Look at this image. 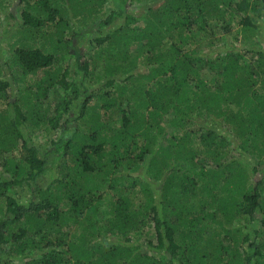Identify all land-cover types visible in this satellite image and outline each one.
<instances>
[{"label":"trees","instance_id":"1","mask_svg":"<svg viewBox=\"0 0 264 264\" xmlns=\"http://www.w3.org/2000/svg\"><path fill=\"white\" fill-rule=\"evenodd\" d=\"M145 1L9 13L0 264H264V0Z\"/></svg>","mask_w":264,"mask_h":264},{"label":"rangeland","instance_id":"2","mask_svg":"<svg viewBox=\"0 0 264 264\" xmlns=\"http://www.w3.org/2000/svg\"><path fill=\"white\" fill-rule=\"evenodd\" d=\"M97 1V2H96ZM100 1L102 2L103 0H94V2L92 3V5L94 7H96V9L99 7V4H100ZM154 1L156 0H150V1H145L143 3H141L142 5H136V6H132V10L136 13V17H137V24L139 23V25H142L145 21V17H144V10L145 8L148 6V5H151L154 3ZM17 2L18 0H11L10 3H9V7H7L5 10L4 9H0V23H3L1 26H0V31L1 33L3 34V37H4V42H3V46H4V55L2 57H4V60H9L11 56L10 54V48H9V45L12 43L14 44V42H16L17 40V32H16V21L15 20H19V18H16L15 20L12 18H8L9 16V13L12 12V13H15V15L17 14L16 11L19 9V7H17ZM102 6V5H101ZM108 6H106V12L108 10ZM102 8V7H101ZM104 9V8H103ZM80 13V15H78L81 19V21L83 22V24H79L78 22V25L79 27H81V31L84 32L86 31V27H84V24H88L90 22H93L94 21V18L93 19H89L87 18L86 15H82L83 12L82 11H75V13H72L73 15H76L77 16V13ZM99 13V12H98ZM97 14H94L95 16H100L101 18H104V13H99V15ZM107 15V14H106ZM18 17H20L18 15ZM78 18H73L74 21H76ZM97 20V19H96ZM129 22H131L130 18L127 19V23L129 24ZM122 23V19H119L117 24H121ZM134 28H137V27H134ZM110 29V26H108L107 28L103 29V32L106 33L108 32V30ZM139 29V28H137ZM141 30V28H140ZM89 33H92L94 35H97V30H93L90 31ZM17 35V36H16ZM88 35H85V37H78L76 39V44L75 45H72V48L74 47H77L81 50H83L85 44L87 43L88 41ZM69 57V56H68ZM75 58H73V64H76L74 62ZM10 66L12 70H14V73H15V76L12 74V71L6 69V72H5V77H4V80L6 81H10L11 83V87L14 89L15 87H17V85L19 84L18 81H16V79H18V75L21 74V72L18 70L17 68V64H14V60L11 58L10 60ZM66 64V63H65ZM127 65V64H125ZM135 63L133 62V64L130 66V67H125V68H132L134 67ZM16 73H18V75L16 76ZM38 76L36 77L37 80H39L40 78H43V75L42 73H39L37 74ZM104 76H106V73H104ZM32 76H26L24 78V80L20 83V85H23V84H28L31 80H32ZM89 86V84H87ZM91 89H93V87L91 86ZM58 96L59 94H57V91H54V92H51L48 96V103L51 107V109H55L56 108V105L58 104L59 100H58ZM61 100V99H60ZM44 109V107H43ZM51 110V112H52ZM230 142H231V147L234 149L236 148L237 146V141L234 139V138H231L230 139ZM41 144H45L43 143V141H40ZM233 156H238V152L235 150V152L232 153ZM259 163V162H258ZM145 172V169H142L141 172L139 174H144ZM110 194H112L110 191H107V194H106V200H105V204L107 203V201L110 199Z\"/></svg>","mask_w":264,"mask_h":264}]
</instances>
